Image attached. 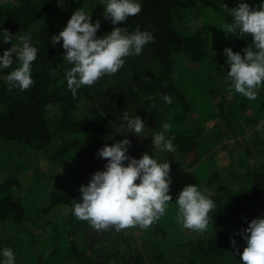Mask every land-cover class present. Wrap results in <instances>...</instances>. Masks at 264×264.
<instances>
[{"label": "trees", "instance_id": "16d2710c", "mask_svg": "<svg viewBox=\"0 0 264 264\" xmlns=\"http://www.w3.org/2000/svg\"><path fill=\"white\" fill-rule=\"evenodd\" d=\"M139 2L138 16L113 26L102 0H66L64 10L57 0H0V24L17 35L0 45V55L25 34L38 48L28 90H9L7 74L18 62L0 72V248H11L16 264H241L230 237L242 252L246 244L236 233L264 217V133L256 130L264 121V84L256 100L235 93L223 55L225 47L243 55L252 43L251 34L223 31L238 0ZM239 2L258 9L261 0ZM80 8L100 20L98 37L113 27H139L154 41L73 98L62 41L53 46L50 37ZM160 93L173 102L164 103ZM150 97L156 107L147 110ZM125 111L145 119V137L118 133ZM164 123L172 125L174 152L153 149L151 135ZM124 138L132 141L130 156L147 152L169 161L173 181L165 214L139 236L138 226L97 231L73 215L80 186L106 163L98 149ZM223 151L231 154L226 167L216 160ZM189 184L216 204L208 229H187L191 236L177 223L174 204Z\"/></svg>", "mask_w": 264, "mask_h": 264}, {"label": "clouds", "instance_id": "9594fccd", "mask_svg": "<svg viewBox=\"0 0 264 264\" xmlns=\"http://www.w3.org/2000/svg\"><path fill=\"white\" fill-rule=\"evenodd\" d=\"M65 3L66 0H57L61 10H64ZM101 5L104 19L113 26L127 21L130 16H138L142 11L139 0H102ZM230 9L233 19L224 24L223 31L226 35L232 33L238 37L251 34L252 43L242 49L243 55L231 47L223 49L225 63L230 67L227 77L235 93L249 101L256 100L264 84V0L258 9L239 0L237 6ZM100 27L99 19L93 22L91 15L80 8L71 15L63 30L50 37L53 46L62 41L61 47L66 53L63 59L71 65L65 70V79L73 98L83 86H92L102 76L116 74L124 67L125 58L140 56L145 46L154 41L150 31H141L139 27L132 32H128L126 27H113L110 33L98 37ZM16 37L0 24V45L10 43ZM37 54L38 48L33 45L31 34H25L19 37L18 45L12 44L0 55V72L18 62V66L7 74L10 91L16 88L23 92L34 85L31 69ZM159 96L166 104L173 102L170 95L160 93ZM148 100L151 104L147 110L155 109L156 100L151 97ZM121 121L122 130L118 133L145 137V119L137 114L130 116L125 111ZM171 128L170 123H164L160 131L151 135L153 149L175 151V137L167 135ZM256 130L264 133V121L257 125ZM131 146L132 141L124 138L98 149L97 158L106 160L103 170L94 172L87 185L79 188L81 195L75 200L73 215L97 231L110 227L118 232L137 226L147 229L165 214L172 201L169 161L158 162L147 152L137 159L129 155ZM174 204L177 223L199 234L208 229L209 214L216 209L215 202L201 192L199 185L193 184L183 187ZM236 235H240L246 244L239 252L235 238L230 237L241 264H264V217L253 218ZM0 264H16L11 248H0Z\"/></svg>", "mask_w": 264, "mask_h": 264}, {"label": "rangeland", "instance_id": "374dc122", "mask_svg": "<svg viewBox=\"0 0 264 264\" xmlns=\"http://www.w3.org/2000/svg\"><path fill=\"white\" fill-rule=\"evenodd\" d=\"M215 4V3H214ZM226 41V40H225ZM225 41L222 39V38H219V42L220 43H225ZM214 98V97H213ZM212 98V100L213 101H215L214 99ZM215 99H218V98H215ZM219 100V99H218ZM216 102V101H215ZM211 123H213V122H211ZM233 138H229V140H231L229 143H233L234 142V140H232ZM236 154V153H235ZM234 154V155H235ZM230 158H231V154H229V153H226L225 151H223V152H221V153H219L217 156H216V160H217V164L218 165H220V166H224V167H226L227 165H229V163H230ZM230 167H232V166H230ZM226 176H228V175H226ZM45 231V230H44ZM142 231H143V229H141V228H135V234L137 235V236H139L140 235V233H142ZM186 234H188L189 236H191L188 232H187V229L185 230H183ZM41 262H43V260L42 261H40L39 262V264H41Z\"/></svg>", "mask_w": 264, "mask_h": 264}]
</instances>
